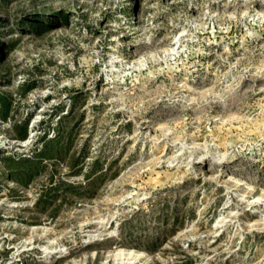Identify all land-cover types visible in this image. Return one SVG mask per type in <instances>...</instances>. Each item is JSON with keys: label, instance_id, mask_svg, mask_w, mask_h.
Here are the masks:
<instances>
[{"label": "rangeland", "instance_id": "rangeland-1", "mask_svg": "<svg viewBox=\"0 0 264 264\" xmlns=\"http://www.w3.org/2000/svg\"><path fill=\"white\" fill-rule=\"evenodd\" d=\"M0 97V264H264V0H0Z\"/></svg>", "mask_w": 264, "mask_h": 264}, {"label": "trees", "instance_id": "trees-1", "mask_svg": "<svg viewBox=\"0 0 264 264\" xmlns=\"http://www.w3.org/2000/svg\"><path fill=\"white\" fill-rule=\"evenodd\" d=\"M11 111V106L10 103H6V100L3 97H0V114L2 115L3 118H8L9 114ZM20 135L19 138H26L28 135V121H25L20 128ZM47 135H45L43 137V144H42V148L39 149V151L36 152V154L39 157V160H43L44 157H48V156H52L55 153H58V150H62L61 147L57 148L54 147V139L53 138H47ZM79 158H75L74 160L77 161ZM4 160L7 161V164L9 165V167L11 168L10 170V175L13 177L14 176V171H12V168H18V170H20L21 174H24L25 177H29L28 180H31V177L34 174H37L38 172L41 171V168L43 169L45 167V165H40V161L39 164L36 165V162L31 159V158H25V157H4ZM96 164V162L93 163V167ZM23 165H25V167H23ZM96 168V167H94ZM36 170V172L33 173V171ZM15 177V176H14ZM13 177V178H14ZM22 176H19L17 179H19L20 181L23 180Z\"/></svg>", "mask_w": 264, "mask_h": 264}]
</instances>
